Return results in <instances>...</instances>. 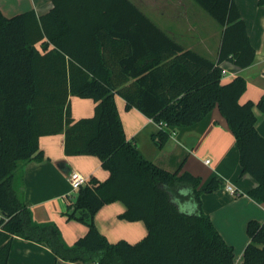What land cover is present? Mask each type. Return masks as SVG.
Wrapping results in <instances>:
<instances>
[{"label": "trees", "instance_id": "trees-1", "mask_svg": "<svg viewBox=\"0 0 264 264\" xmlns=\"http://www.w3.org/2000/svg\"><path fill=\"white\" fill-rule=\"evenodd\" d=\"M192 1L223 27L217 60L185 47L133 0H54L40 16L0 10V208L7 217L0 221V264H11L15 235L88 264H264V222L248 221L250 241L236 263L234 247L202 207L203 193L221 180L201 187L200 176L146 158L127 138L116 105L117 93L158 123L159 147L217 106L236 138L242 172L257 180L248 195L264 204V136L255 113H264V94L241 102L246 78L223 79L225 61L249 66L256 48L235 0ZM70 95L94 99V114L74 119ZM60 132L66 154L96 155L110 171L105 180L92 177L70 202L68 218L88 226L72 245L54 221L33 218L14 185L24 162L44 157L40 136ZM113 201L126 205L121 218L144 221V238L111 242L99 230L95 215Z\"/></svg>", "mask_w": 264, "mask_h": 264}, {"label": "crops", "instance_id": "crops-1", "mask_svg": "<svg viewBox=\"0 0 264 264\" xmlns=\"http://www.w3.org/2000/svg\"><path fill=\"white\" fill-rule=\"evenodd\" d=\"M133 1L155 21L156 13L147 11L141 5V0ZM189 1L179 3L178 15L184 17L191 30L196 33L188 37L194 43L183 44L176 31L165 30L185 47L193 48L212 60H217L223 27L220 24V29L212 27L203 8L194 4L192 0ZM235 1L256 48V59L251 65L243 68L225 61L223 65L226 72L223 79L229 81L236 75L244 76L247 88L240 101H256L264 94V5L260 4L259 0ZM189 3L192 4L193 10H190ZM53 5L54 0H0V10L6 16L30 9H34L40 16L48 12ZM198 13L201 16H197L199 19H196L195 14ZM37 46L44 51L40 43ZM115 101L127 138L135 141L146 158L171 172L178 171L180 174L189 171L200 176L201 187L215 176L221 180L218 189L203 193L202 207L210 215L227 243L234 247L235 262H242L244 250L250 241L247 223L250 219L264 222V204L256 202L248 195V192L257 185V180L249 173L242 172L236 138L219 108L216 106L205 119L191 127L176 128L168 141L159 147L153 135L161 126L136 107L127 108L126 100L117 93ZM70 102L74 119L94 114L96 106L94 99L70 95ZM255 113L256 127L264 136V113L258 108H255ZM39 145L44 157L41 160L30 159L24 162L16 171L14 185L30 206L33 218L38 222L54 221L60 227L66 243L72 245L86 234L88 226L67 216L70 202L76 197L68 196L72 192L68 179L70 171L77 169L88 176L89 180L96 177L101 181L109 177L110 171L102 166L101 159L96 155L66 154L63 132L40 136ZM227 184L235 188L234 193L226 189ZM125 210L126 205L122 201H113L104 204L95 215L99 230L111 242L125 239L130 243H136L147 234L143 220L132 221L120 217ZM9 262L88 264L58 258L47 245L27 240L21 235L14 236Z\"/></svg>", "mask_w": 264, "mask_h": 264}, {"label": "rangeland", "instance_id": "rangeland-1", "mask_svg": "<svg viewBox=\"0 0 264 264\" xmlns=\"http://www.w3.org/2000/svg\"><path fill=\"white\" fill-rule=\"evenodd\" d=\"M188 1L187 0H141V5L144 6L147 11L150 10L151 12L156 13V15L154 14V17L158 25H160L166 30L176 31L182 43L187 44V42L194 43V41L190 40L188 37H191V35H196V33L191 30L190 25L186 23L184 17H180L178 13L180 12L179 3L182 2L186 3ZM191 6L192 4L189 3L190 10H193ZM155 7L157 8V10H155ZM202 10L206 15V17L211 21L212 27L220 29L221 26L219 25V23L213 17H211L204 9ZM199 15L200 13L195 14V18ZM189 34L190 36H188ZM76 194L77 191H74L73 198L75 197Z\"/></svg>", "mask_w": 264, "mask_h": 264}, {"label": "built area", "instance_id": "built-area-1", "mask_svg": "<svg viewBox=\"0 0 264 264\" xmlns=\"http://www.w3.org/2000/svg\"><path fill=\"white\" fill-rule=\"evenodd\" d=\"M225 72H226V70L224 69V73ZM163 126H165V125H163ZM206 162H208V160H206ZM68 179H69V183L71 185L72 192H74V191L78 192L79 188L82 185L88 183V181H89L88 176H86L84 173H82L81 171H79L77 169H72L70 171ZM226 189L229 190L231 193L235 192V188L231 184H227ZM72 192L68 194V196L70 198H73V196H74ZM4 219H7V217H6L5 213H3L1 208H0V221L4 220ZM92 264H96V263H92Z\"/></svg>", "mask_w": 264, "mask_h": 264}]
</instances>
